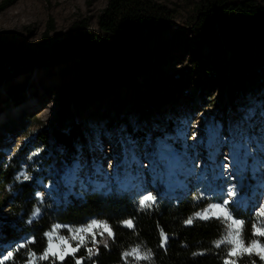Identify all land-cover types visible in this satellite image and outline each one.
I'll list each match as a JSON object with an SVG mask.
<instances>
[{
    "label": "trees",
    "instance_id": "trees-1",
    "mask_svg": "<svg viewBox=\"0 0 264 264\" xmlns=\"http://www.w3.org/2000/svg\"><path fill=\"white\" fill-rule=\"evenodd\" d=\"M13 1L1 0L0 5L5 7ZM196 5V14L190 25L200 40L198 47L206 44L217 54L231 52L227 66H220L213 59L208 60L202 52H193V72L199 81L197 100L205 101L204 79L211 81L219 78L227 85L226 92L232 108H243L244 111L254 108L259 113L264 105V63L257 76L249 58L264 46V0H198ZM174 15V11L157 0H107L97 16L95 30H86L88 23L83 21L77 31L66 37L59 35L63 38L50 44L54 61L83 55V77L71 90L68 99L82 101L97 97L102 85L95 84L91 76L99 72L117 75V84L138 86V76L145 68L143 64H138L137 36L143 30L164 27ZM47 24L49 26L43 33L44 42L49 41V32L55 28L52 17ZM225 68H228V81L224 80ZM176 80L170 77L166 81L147 82L146 103L142 106L135 104L125 115L116 116L115 124L110 116H103L102 120L109 125L108 131L97 136L113 139V128L118 125L129 139L139 143L144 141L154 155L166 143L179 156L183 157L186 152L191 156L188 143L176 139V119H165L160 113L162 107L174 100V91L168 83ZM68 109L69 101L66 99L54 123L47 125L39 122L41 125L32 131L30 139L25 140L17 154L0 168V194L7 188L4 193L7 211L0 210V251L7 248L14 251L15 256L14 260L9 259L4 264H24L29 250L41 253L47 242L43 234L52 225H79L92 218L107 220L115 238H109L107 233L96 235L99 255L89 259L86 248L82 247L76 253L78 257L85 258L82 264H93V261L95 264H126L121 253L135 245L152 252L151 262L140 260L139 264H223L225 246L217 248L213 241L221 237L225 226L215 219L204 220L194 215L211 200L197 198L196 192L180 191L176 197L164 196L152 207L143 209L128 193L82 189L78 194L70 192L66 195L64 176L70 173L71 161L76 160L80 153V143L92 131L90 126L83 130L82 124L67 115ZM137 110L152 114L154 124L146 130L136 125L133 112ZM21 154L25 158H20ZM180 168L188 172L186 168ZM25 174L31 179L25 180ZM38 177L50 186L44 193L37 189ZM53 185H56L55 191L51 189ZM163 189L160 186V190ZM38 192L40 196L36 195ZM37 207L41 209V214L33 217L32 212ZM237 215L247 219L246 230L250 233L254 217H248L244 211H238ZM190 217L192 223H184ZM129 219L133 227L121 223ZM161 230L167 236L164 247H161ZM33 236L36 237L34 244L16 250L18 244ZM103 240H108L107 248ZM9 245L12 247L9 248ZM252 259L256 264H262L259 257ZM37 264L48 262L38 261ZM63 264H75V260L69 256ZM127 264H132V261ZM243 264H251V260H245Z\"/></svg>",
    "mask_w": 264,
    "mask_h": 264
},
{
    "label": "rangeland",
    "instance_id": "rangeland-1",
    "mask_svg": "<svg viewBox=\"0 0 264 264\" xmlns=\"http://www.w3.org/2000/svg\"><path fill=\"white\" fill-rule=\"evenodd\" d=\"M157 1L168 6L175 15L164 27L143 30L137 36L136 45L140 52L138 64H143L145 68L138 76L139 85L126 87L117 84V75L99 72L91 76L95 84L102 85L99 95L82 101H73L68 97L83 77V55L54 61L50 44L55 39L63 38L59 35L66 37L77 31L83 21L88 23L86 30H95L97 16L107 0H14L5 7L0 5V168L17 154L25 140L30 139L32 131L41 125L39 122L47 125L54 123L67 99V115L82 124L83 130L90 126L92 131L80 143L77 157L87 166L71 191L63 183L65 194H78L82 189H103L117 194L128 193L139 202L140 197L148 192L158 200L164 196L176 197L180 191H193L197 198L212 200L210 195L201 196V192H206L214 182L220 171L218 166L228 162L224 157L228 156L233 143L240 139L238 124L244 110L231 107L227 85L219 78L211 81L204 79L205 101L197 100L199 81L193 72L192 55L194 51L197 54L202 52L208 60L213 59L218 65L227 66L231 52L217 54L206 44L198 47L200 40L190 25L196 14L198 0ZM50 17L55 28L49 32V41L44 42L43 33L49 26L47 22ZM179 25H182L181 29ZM262 26L264 28L263 23ZM249 60L259 76L261 64L264 63V46ZM227 74L228 68H225L223 75L226 81ZM170 77L177 79L168 83L174 91V100L162 107L160 113L165 119H176L177 128L184 130L186 138L179 139L180 142L194 146L190 147V152L193 163L199 166L192 172H184L178 163L171 167L161 166L160 157L165 152L166 143L154 155L144 141L139 143L129 139L118 125L113 128V139L97 136L108 131L109 125L102 120L103 116H110L115 124L116 116L125 115L135 104L142 106L146 103L147 82L166 81ZM133 121L146 130V127L154 124V116L137 110L133 112ZM193 133L196 135L193 136ZM214 135L215 141L209 148L208 142ZM133 151L136 161L132 160ZM210 153L213 159L209 158ZM20 156L25 158L22 154ZM126 158L127 164L124 163ZM93 160L101 161L104 171L111 175L95 174ZM74 161H71L70 173L64 176L63 181L71 178ZM126 172L132 176L139 174V178L138 181H132L133 187L123 190L118 180L122 181ZM36 185L40 193L50 187L39 177ZM160 186H163L164 191L160 190ZM51 189L55 191L56 185ZM6 192L7 188L0 194L1 211H7ZM253 195L264 202V190L249 193V196ZM244 212H247L248 217L253 216L254 221L257 219L253 213ZM59 231L67 235L66 228ZM251 234L252 227L250 233L245 227V237L250 239ZM90 243L91 240L88 247L92 246ZM128 261H132L131 256Z\"/></svg>",
    "mask_w": 264,
    "mask_h": 264
},
{
    "label": "snow or ice",
    "instance_id": "snow-or-ice-1",
    "mask_svg": "<svg viewBox=\"0 0 264 264\" xmlns=\"http://www.w3.org/2000/svg\"><path fill=\"white\" fill-rule=\"evenodd\" d=\"M184 123V122H182ZM247 127H244V126ZM240 139L233 143L228 156L224 157L227 163H221L218 167L220 171L216 174L214 182L208 186V190L202 191L201 196L210 195L212 200L201 210L194 213L196 217L204 220L215 219L220 221L225 227L221 237L213 243L220 248L225 246V254L223 264H243L245 260H251V264H256L252 257H259L264 264V202L259 197L249 196V193H255L258 190H264V105L257 113L256 109L249 108L243 112L238 124ZM196 133H193L195 136ZM186 133L182 128H177L176 139H185ZM215 141V135L208 142V147L212 148ZM135 143V141H130ZM194 147V146H189ZM39 151V150H38ZM209 158L213 159L211 153ZM133 151L132 160L136 161ZM111 164V162H109ZM128 163L127 158L124 161ZM161 166H175L177 163L186 168L188 172L194 171L199 165L193 163V157L187 152L183 157L179 156L171 146L165 145V152L160 157ZM191 164V167L188 165ZM86 162L80 159L74 161L72 174L70 179H65L63 183L71 191L75 181L80 179L81 172L86 168ZM119 167V164L116 166ZM93 168L95 174L110 176L111 173L104 171L102 162L93 160ZM19 178V177H18ZM25 180L31 179L27 174L23 177ZM139 174L132 176L130 172H126L125 178L118 180L121 189L128 190L134 185L132 181H138ZM239 181L234 183L233 181ZM247 181V183H246ZM101 187V186H98ZM110 190V189H109ZM40 196L38 192L36 194ZM67 195V193H66ZM157 197L151 192L142 195L139 199V207L150 208L156 202ZM237 211H249L257 218L252 223L251 238L245 237V227L247 219L236 215ZM41 214L39 207L32 212L33 217ZM121 223L128 227H133L132 221L125 220ZM184 223L191 224L192 218L185 220ZM66 228L67 235L62 234L59 229ZM101 236L107 233L109 238H115L112 226L107 220H98L96 218L89 219L86 223L79 225H52L51 228L44 232L43 236L47 238L44 250L37 254L29 250L27 259L24 264H37L38 261H47L48 264H63L66 257L75 260V264H82L84 257H78L76 253L82 248H86L87 257L91 259L99 255V249L96 248V235ZM161 247L165 246L167 236L161 230ZM36 237L25 239L24 243L18 244L16 250L26 248L30 243H35ZM89 240L92 246L88 247ZM73 242H76L73 245ZM104 247H108V240H103ZM12 245H9L11 248ZM196 255V253H193ZM132 257V264H139L140 260L151 262L152 252L150 249H143L141 245H135L129 250L121 253L122 259L126 261L128 257ZM9 259H15L14 251H0V264H4ZM95 264V261H93Z\"/></svg>",
    "mask_w": 264,
    "mask_h": 264
}]
</instances>
